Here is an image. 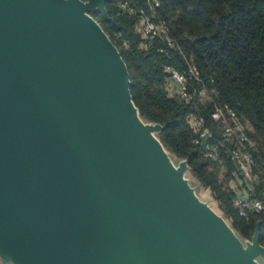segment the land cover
<instances>
[{
    "label": "water",
    "instance_id": "1",
    "mask_svg": "<svg viewBox=\"0 0 264 264\" xmlns=\"http://www.w3.org/2000/svg\"><path fill=\"white\" fill-rule=\"evenodd\" d=\"M89 12L105 16V0H0V258L142 264L153 248L173 255L157 264H263L259 222L241 240L195 196ZM3 184L46 232L42 252L26 246Z\"/></svg>",
    "mask_w": 264,
    "mask_h": 264
},
{
    "label": "trees",
    "instance_id": "2",
    "mask_svg": "<svg viewBox=\"0 0 264 264\" xmlns=\"http://www.w3.org/2000/svg\"><path fill=\"white\" fill-rule=\"evenodd\" d=\"M85 1V0H84ZM127 1L134 13L122 11ZM152 0H105L108 18L93 17L116 45L129 75V90L139 116L158 124L159 138L177 158L187 161L192 174L209 190L232 229L251 239L256 223L258 242L264 246V213L247 219L232 204L237 174L228 158L231 146L221 137L220 122L211 114L215 106L232 108L246 126L254 146V171L258 179L253 198L263 197L264 178V0H157L154 19L166 24L171 45L154 37L148 41L136 31L139 12L149 11ZM199 71V79L187 74L188 64ZM187 76L190 89L204 88L207 99L199 102L180 98L170 83L166 67ZM202 117L209 129L207 143L219 146L215 160L203 155L204 147L194 145L195 129L189 114ZM226 163L235 185L229 188L219 179L218 168Z\"/></svg>",
    "mask_w": 264,
    "mask_h": 264
},
{
    "label": "built area",
    "instance_id": "3",
    "mask_svg": "<svg viewBox=\"0 0 264 264\" xmlns=\"http://www.w3.org/2000/svg\"><path fill=\"white\" fill-rule=\"evenodd\" d=\"M157 5L158 1L152 0L150 1L148 12L142 10L139 12L141 31L148 40L143 43L144 47H147V42L154 37L162 39L167 45H171L172 43L166 24L154 19V8ZM118 7L122 11L134 13L133 7L127 1H121ZM166 71L168 72L170 83L173 85L172 88L179 94L180 98L190 100L196 97L199 102L207 99L208 93L204 88L198 90L189 88L185 73L169 66L166 67ZM187 74L194 79H199V71L193 63L188 64ZM211 117L220 122L222 140L225 144L231 146L228 151V158L237 174V187L235 195L231 200L233 206L236 208L238 214L246 219L252 214L264 213V178L262 179L263 197H251L254 194L258 176L254 171V167L256 166V161L252 154L254 142L248 135L246 126L239 119L236 112L227 105L215 106ZM189 121L195 129L192 143L204 147L203 155L205 158L212 160L218 158L219 146L215 143H207L209 129L204 126L203 118L190 113Z\"/></svg>",
    "mask_w": 264,
    "mask_h": 264
},
{
    "label": "rangeland",
    "instance_id": "4",
    "mask_svg": "<svg viewBox=\"0 0 264 264\" xmlns=\"http://www.w3.org/2000/svg\"><path fill=\"white\" fill-rule=\"evenodd\" d=\"M105 11H106V8H105ZM94 13L95 12H93V13L89 12L88 14L100 25V23L93 17ZM100 14H102V13H100ZM105 14L106 15L104 17H109L107 14V11L105 12ZM136 31L139 34L142 33L140 21L138 22V25L136 26ZM112 44L114 45L113 42H112ZM114 46L116 47V45H114ZM116 49L118 50L117 47H116ZM142 121H143V123L152 127L150 129L152 132V135L154 136V138L156 140H158L160 142L163 150L165 151L166 155L168 156V159H169L171 165L176 169H180L183 179L192 188L195 196L200 201L206 203L215 213H217L230 226L229 221L224 216V214H222V212L220 211L217 202L212 198L211 194L209 193V190H207L200 183V181L192 174L189 167L183 166V164H181L183 159L177 158L170 150H168L163 145V143L161 142V140L159 138V132H160L159 129L155 128V126L149 122H146L144 120H142ZM0 152H1V149H0ZM217 172L219 175V179L224 183L225 187L229 188V187L235 185V181L231 175L230 168L228 167V165L226 163H224L222 161ZM1 194H4L6 196V199H5L7 201V202H5V205L7 206L6 210H11L13 213H15L14 215L16 216V218L19 222V225L21 226L22 230L25 231L24 233L26 234V238L27 239L29 238L30 241L33 243L32 244L29 240H27L26 246L28 248L36 251V252H42L40 246L35 243V238L36 239L40 238L42 241H48V237H47L46 232L43 230V228H41V226L36 222V220L29 214V212L27 210H25V208H23L18 202H16L12 198V196L9 194L5 184H3L1 187ZM236 235L241 239V237L237 233H236ZM150 252H151L150 254H146L144 259L142 260V264H157L160 262L161 259L164 260L163 257L173 256L171 253H168V252L160 253L159 251H155L153 248L151 249ZM0 264H23V263L17 257H11V258L5 257V259L0 258ZM211 264H225V263L224 262L218 263V260L214 259ZM240 264H251V262H249V261L242 262L241 261Z\"/></svg>",
    "mask_w": 264,
    "mask_h": 264
},
{
    "label": "bare ground",
    "instance_id": "5",
    "mask_svg": "<svg viewBox=\"0 0 264 264\" xmlns=\"http://www.w3.org/2000/svg\"><path fill=\"white\" fill-rule=\"evenodd\" d=\"M7 173L10 174L9 171H8ZM41 191H44V193H45V190H44V189H42ZM137 229H138V230H141V231L143 232V231H144V229H143V224H142V223L139 224V225L137 226Z\"/></svg>",
    "mask_w": 264,
    "mask_h": 264
},
{
    "label": "crops",
    "instance_id": "6",
    "mask_svg": "<svg viewBox=\"0 0 264 264\" xmlns=\"http://www.w3.org/2000/svg\"><path fill=\"white\" fill-rule=\"evenodd\" d=\"M239 236H240V235H239ZM240 237H241V236H240ZM241 239H242V240H248V239H244V238H242V237H241ZM249 240H250V239H249ZM261 246H262V245H261ZM263 248H264V246H263ZM262 261H263V264H264V259H263Z\"/></svg>",
    "mask_w": 264,
    "mask_h": 264
}]
</instances>
